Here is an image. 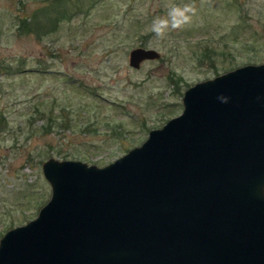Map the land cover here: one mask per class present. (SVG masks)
<instances>
[{
  "label": "rangeland",
  "instance_id": "374dc122",
  "mask_svg": "<svg viewBox=\"0 0 264 264\" xmlns=\"http://www.w3.org/2000/svg\"><path fill=\"white\" fill-rule=\"evenodd\" d=\"M173 5L196 13L158 38ZM134 47L160 59L132 69ZM262 62L264 0H0V237L48 200L44 160L104 167L176 117L188 86Z\"/></svg>",
  "mask_w": 264,
  "mask_h": 264
},
{
  "label": "water",
  "instance_id": "95a60500",
  "mask_svg": "<svg viewBox=\"0 0 264 264\" xmlns=\"http://www.w3.org/2000/svg\"><path fill=\"white\" fill-rule=\"evenodd\" d=\"M155 59L134 47L127 64ZM181 98L176 117L104 167L44 160L49 198L4 231L0 264H264V63Z\"/></svg>",
  "mask_w": 264,
  "mask_h": 264
},
{
  "label": "clouds",
  "instance_id": "9594fccd",
  "mask_svg": "<svg viewBox=\"0 0 264 264\" xmlns=\"http://www.w3.org/2000/svg\"><path fill=\"white\" fill-rule=\"evenodd\" d=\"M196 13V9L192 5L171 6L166 18H156L151 25V31L158 38H163L168 30L182 29L191 22L192 16ZM222 102H227L226 98H220ZM261 195L264 196V188L261 189Z\"/></svg>",
  "mask_w": 264,
  "mask_h": 264
},
{
  "label": "trees",
  "instance_id": "16d2710c",
  "mask_svg": "<svg viewBox=\"0 0 264 264\" xmlns=\"http://www.w3.org/2000/svg\"><path fill=\"white\" fill-rule=\"evenodd\" d=\"M64 157V156H63Z\"/></svg>",
  "mask_w": 264,
  "mask_h": 264
}]
</instances>
